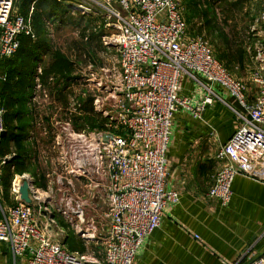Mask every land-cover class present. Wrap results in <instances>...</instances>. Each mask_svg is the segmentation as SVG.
<instances>
[{"label":"built area","instance_id":"1","mask_svg":"<svg viewBox=\"0 0 264 264\" xmlns=\"http://www.w3.org/2000/svg\"><path fill=\"white\" fill-rule=\"evenodd\" d=\"M16 2L0 0L2 59L17 53L22 36L36 40L34 8L24 16L15 11ZM65 3L72 16L100 20L91 33L101 35L102 46L112 54L98 69L95 62L87 61L79 79L84 84L80 96L92 99L94 111L105 120L102 128L75 129L72 116L82 113V104L76 99L67 108L66 121L52 126L58 183L67 189L74 188L73 181L94 186L105 204L97 208L102 219L87 221L84 204L73 198L56 208L48 206L47 197L33 180H28L30 206L20 200L21 182L17 190L13 187L19 199L16 205L7 209L0 201V244L9 246L14 264H136L142 247L160 228L165 210L180 202V194L167 189L175 116L182 110L200 119L213 102L212 96H206L195 106L182 97L184 76L194 80L201 76L219 86L240 103L246 114L239 115L241 127L216 155L222 166L207 197L229 205L236 176L246 173L258 160L264 163V131L260 128L264 126V0L252 28L258 42V67L252 74L258 89L254 104L247 101L245 83L229 73L211 46L189 34L180 0ZM49 22L47 27L52 30L54 24ZM5 131L4 110L0 109V147ZM3 163L0 159V187ZM57 214L87 244L102 243V254L70 251L54 235L65 234L55 219ZM254 264H264V258Z\"/></svg>","mask_w":264,"mask_h":264},{"label":"crops","instance_id":"2","mask_svg":"<svg viewBox=\"0 0 264 264\" xmlns=\"http://www.w3.org/2000/svg\"><path fill=\"white\" fill-rule=\"evenodd\" d=\"M230 65L238 74L229 73L245 83L247 101L254 104L258 89L247 60H233ZM180 95L195 106L206 96H212L213 102L200 119L182 110L175 116L167 189L178 192L180 202L165 210L160 228L146 241L136 264L257 263L264 258V163L258 160L248 166L246 173L236 176L229 205L207 197L222 166L216 155L241 127L239 115H246L245 109L201 76L196 80L184 76ZM260 128L264 131V126ZM3 205L7 209L14 206ZM0 264H14L7 244H0Z\"/></svg>","mask_w":264,"mask_h":264},{"label":"rangeland","instance_id":"3","mask_svg":"<svg viewBox=\"0 0 264 264\" xmlns=\"http://www.w3.org/2000/svg\"><path fill=\"white\" fill-rule=\"evenodd\" d=\"M263 0H180L184 18L188 21L189 34L193 37L203 38L212 48L215 57L225 65L231 74H238L233 65L229 62V56L233 55L239 48L245 51V60H247L248 70L251 73L257 69L256 60L257 38L252 32L256 20L259 17ZM22 0L16 2V12L21 13ZM34 8V7H31ZM21 11V12H20ZM15 12V13H16ZM30 12V11H29ZM32 13V25H33ZM185 19V20H186ZM98 19H81L80 14L67 16L64 20H55L52 22V30L45 24L44 33L46 40L53 49V54H44L43 62L36 67L34 74V87L30 93L27 111L29 113L30 128L27 133V147L35 152V158L31 161L29 173L18 175L25 177V180H33L35 186L39 188L40 193L47 197L46 203L54 208L65 204L67 199L73 198L75 201L84 204L85 218L87 221H101V213L97 210L103 205V198L92 186L87 187L86 182L73 181L74 188L67 189L58 183L57 150L54 147L52 135V126L58 122L66 121L67 108L72 99L79 100L84 90V84H74L70 86L65 99H60L58 92L64 87L65 80L62 76L81 77L84 70L87 69V58L85 52L89 51L91 58L96 63L95 68L103 67L107 64L110 52L106 50L99 39L93 46L88 47L86 39L96 25ZM98 20L97 22H99ZM51 23V22H49ZM102 23V21H101ZM34 28V27H33ZM35 32V30H34ZM85 48V49H84ZM97 49V50H96ZM65 57L72 65V70H61V73H52L47 79L43 80L42 75L46 71L54 70L56 57ZM2 59V58H0ZM91 59V60H92ZM90 60V62H92ZM54 66V67H53ZM41 68V69H40ZM40 71V72H39ZM238 77V76H237ZM236 78V77H234ZM239 78V77H238ZM2 78L0 77V80ZM4 79V77H3ZM237 79V78H236ZM60 80V81H58ZM58 83V84H57ZM41 85L39 88L38 86ZM82 104V103H81ZM0 109L3 106L0 103ZM4 110V109H3ZM91 115L95 119L96 126L93 129L100 128L105 120L98 113ZM87 127L90 128V122ZM75 127V126H74ZM91 129V128H90ZM9 156L7 158L10 159ZM20 180L21 178L17 177ZM15 177L11 182V188L5 192L4 185L0 187V197L3 204L11 206L17 201L13 187L17 180ZM24 180V181H25ZM92 184H89V186ZM64 201V202H63ZM58 216V214H57ZM59 226L66 225L65 221L58 216L56 218ZM65 234L56 237L64 241L69 234L76 236V243L72 246V252L96 253L102 254L104 246L102 243L96 244L90 242L87 244L80 239L76 232L69 228H64ZM71 232V233H70ZM69 248V247H68Z\"/></svg>","mask_w":264,"mask_h":264},{"label":"trees","instance_id":"4","mask_svg":"<svg viewBox=\"0 0 264 264\" xmlns=\"http://www.w3.org/2000/svg\"><path fill=\"white\" fill-rule=\"evenodd\" d=\"M66 1L61 3L59 0H22L20 7L22 12L20 11V14L27 16L31 7H34L33 27L36 40L22 36L20 39L21 46L17 53L11 58L0 59V77L2 78L0 80V103L4 109L6 127V136L3 138L0 147V159L4 161L2 165V185H4L5 192L10 190L11 182L15 175L29 173L31 161L35 158L34 150L25 145L27 141L26 136L30 128L29 113L26 107L30 93L34 87L33 82L36 67L43 62L44 54H53V49L45 38L44 26L49 21L53 22L56 19L64 20L69 15L70 6L65 3ZM81 19L90 18L81 15ZM186 22L188 23L187 19ZM100 37L101 35L97 33H91L85 44L88 47L93 46L96 39L98 41ZM84 56H86L87 61L92 59L89 51L85 52ZM245 56V51L239 48L233 55L229 56V62L236 60L242 63ZM55 61L57 68L49 72L46 71L42 75L43 80L51 76L52 73H61V70H72L71 63L64 56L56 57ZM91 61L94 62L93 59ZM60 79L66 82L63 85L64 87L58 92V95L60 99H65L70 86L78 84L80 78L68 75L62 76ZM81 103L82 113L81 115L74 114L72 116V123L76 130H82L87 127L84 124L90 122V128L93 129L96 124L94 122L95 119L91 115L97 114L93 109L92 99H81ZM102 126L103 123L100 124V128ZM9 156L12 157L7 160ZM66 227L69 228L67 224L62 228ZM74 236V233L68 234L64 240V244L67 248L69 247L70 251H72V245L76 243V236Z\"/></svg>","mask_w":264,"mask_h":264},{"label":"water","instance_id":"5","mask_svg":"<svg viewBox=\"0 0 264 264\" xmlns=\"http://www.w3.org/2000/svg\"><path fill=\"white\" fill-rule=\"evenodd\" d=\"M3 138L6 136V131L3 132L2 134ZM107 139V137H106ZM31 183L28 180L23 181L20 190H19V196H20V200L23 201L24 203H26L27 205H31L32 201L30 198V194H29V187H30Z\"/></svg>","mask_w":264,"mask_h":264},{"label":"bare ground","instance_id":"6","mask_svg":"<svg viewBox=\"0 0 264 264\" xmlns=\"http://www.w3.org/2000/svg\"><path fill=\"white\" fill-rule=\"evenodd\" d=\"M19 184H20V180H19V179H17V180H16V182H15V189H16V190H17V188H16V187H17Z\"/></svg>","mask_w":264,"mask_h":264}]
</instances>
